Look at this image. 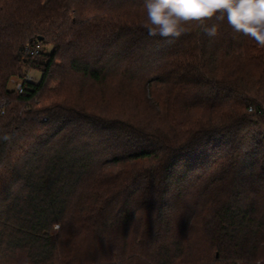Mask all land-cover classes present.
<instances>
[{
  "label": "trees",
  "instance_id": "1",
  "mask_svg": "<svg viewBox=\"0 0 264 264\" xmlns=\"http://www.w3.org/2000/svg\"><path fill=\"white\" fill-rule=\"evenodd\" d=\"M143 5L0 0V264H264V48Z\"/></svg>",
  "mask_w": 264,
  "mask_h": 264
},
{
  "label": "clouds",
  "instance_id": "2",
  "mask_svg": "<svg viewBox=\"0 0 264 264\" xmlns=\"http://www.w3.org/2000/svg\"><path fill=\"white\" fill-rule=\"evenodd\" d=\"M145 22L148 35L160 36L174 43L182 35L199 27L209 37L218 35L219 24L227 22L236 33L264 48V0H144ZM217 23L209 25V21ZM7 133L0 140L10 141ZM54 223V231L59 230Z\"/></svg>",
  "mask_w": 264,
  "mask_h": 264
},
{
  "label": "built area",
  "instance_id": "3",
  "mask_svg": "<svg viewBox=\"0 0 264 264\" xmlns=\"http://www.w3.org/2000/svg\"><path fill=\"white\" fill-rule=\"evenodd\" d=\"M40 50H41L40 45H36L29 50V54L34 57L39 54ZM39 82H40L39 79L35 78L32 74H28L24 78H17L12 81V83L15 84L14 90L17 91L18 93L23 92L24 85L39 84Z\"/></svg>",
  "mask_w": 264,
  "mask_h": 264
},
{
  "label": "rangeland",
  "instance_id": "4",
  "mask_svg": "<svg viewBox=\"0 0 264 264\" xmlns=\"http://www.w3.org/2000/svg\"><path fill=\"white\" fill-rule=\"evenodd\" d=\"M32 75H33V74H32ZM33 76H34L35 78H37V79L40 78V76H39V75H36V74H34ZM10 89L14 90V89H15V84L12 83V84L10 85ZM257 264H260V263H257Z\"/></svg>",
  "mask_w": 264,
  "mask_h": 264
},
{
  "label": "water",
  "instance_id": "5",
  "mask_svg": "<svg viewBox=\"0 0 264 264\" xmlns=\"http://www.w3.org/2000/svg\"><path fill=\"white\" fill-rule=\"evenodd\" d=\"M41 40V39H40Z\"/></svg>",
  "mask_w": 264,
  "mask_h": 264
}]
</instances>
